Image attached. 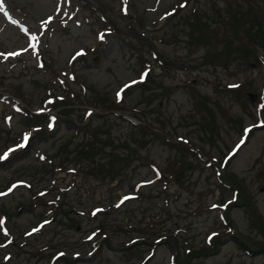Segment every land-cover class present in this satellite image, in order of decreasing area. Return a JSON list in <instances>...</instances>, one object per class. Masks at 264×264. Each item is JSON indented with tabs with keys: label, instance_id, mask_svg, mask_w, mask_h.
Listing matches in <instances>:
<instances>
[{
	"label": "rangeland",
	"instance_id": "374dc122",
	"mask_svg": "<svg viewBox=\"0 0 264 264\" xmlns=\"http://www.w3.org/2000/svg\"><path fill=\"white\" fill-rule=\"evenodd\" d=\"M0 5V264H264V0Z\"/></svg>",
	"mask_w": 264,
	"mask_h": 264
},
{
	"label": "trees",
	"instance_id": "16d2710c",
	"mask_svg": "<svg viewBox=\"0 0 264 264\" xmlns=\"http://www.w3.org/2000/svg\"><path fill=\"white\" fill-rule=\"evenodd\" d=\"M255 21L252 22V25H251V23H249L247 25L246 22H243V23L237 25V30L236 31L234 30L235 38L231 42V45L233 46V53L238 52L237 45L241 46L243 48L244 52H246V53L252 52L253 47H252V45H250L252 38H254V43H257V44H260L261 46H264V23L261 20H257L256 22ZM200 35H202L204 37V35H205L204 31ZM255 57H257V56H255ZM257 61H259L258 57H257ZM91 150H92V148H90V151ZM114 156L117 159L120 158V156H117V154H114ZM176 163H177V166L179 168L181 166V162H176ZM1 164L2 163H0V165ZM106 166L107 165H103V167H102L103 170ZM108 169H109V167H108ZM185 169L186 168H183V167L181 168V175H177V177H176V173H174V175H173V178L176 177L177 182L181 185H184L186 182V179L184 178L185 176H183V172L185 171ZM110 170H112V169L110 168ZM169 174L171 175V173H169ZM164 177H165V173H164ZM232 181L236 182L235 178H232ZM103 234L106 235L107 233H103ZM105 239H106V236L104 237V240ZM192 255L193 254L188 255L189 257L186 258L185 262H187L188 258L189 259L192 258L193 257Z\"/></svg>",
	"mask_w": 264,
	"mask_h": 264
},
{
	"label": "snow or ice",
	"instance_id": "6c2138e0",
	"mask_svg": "<svg viewBox=\"0 0 264 264\" xmlns=\"http://www.w3.org/2000/svg\"><path fill=\"white\" fill-rule=\"evenodd\" d=\"M3 10V7H2V5H0V11H2ZM18 53H10V55H17ZM80 54H82V53H78V55H80ZM133 83H136L135 81L133 82ZM233 87H235V85H233ZM119 95V94H118ZM27 140H28V137H27V135L25 136V142H27ZM24 145L23 144H21L20 145V147H23ZM7 154H5V156H6ZM2 158H4V157H0V159H2ZM125 199H127V197L125 198Z\"/></svg>",
	"mask_w": 264,
	"mask_h": 264
},
{
	"label": "water",
	"instance_id": "95a60500",
	"mask_svg": "<svg viewBox=\"0 0 264 264\" xmlns=\"http://www.w3.org/2000/svg\"><path fill=\"white\" fill-rule=\"evenodd\" d=\"M257 99V95H252V101Z\"/></svg>",
	"mask_w": 264,
	"mask_h": 264
},
{
	"label": "bare ground",
	"instance_id": "6f19581e",
	"mask_svg": "<svg viewBox=\"0 0 264 264\" xmlns=\"http://www.w3.org/2000/svg\"><path fill=\"white\" fill-rule=\"evenodd\" d=\"M9 159H10V158H8V159L2 161L1 163H2V164H5Z\"/></svg>",
	"mask_w": 264,
	"mask_h": 264
}]
</instances>
